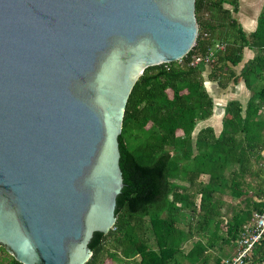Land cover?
<instances>
[{
  "label": "water",
  "instance_id": "obj_1",
  "mask_svg": "<svg viewBox=\"0 0 264 264\" xmlns=\"http://www.w3.org/2000/svg\"><path fill=\"white\" fill-rule=\"evenodd\" d=\"M196 0H0V244L85 264L139 179L119 136L148 66L182 59Z\"/></svg>",
  "mask_w": 264,
  "mask_h": 264
},
{
  "label": "trees",
  "instance_id": "obj_2",
  "mask_svg": "<svg viewBox=\"0 0 264 264\" xmlns=\"http://www.w3.org/2000/svg\"><path fill=\"white\" fill-rule=\"evenodd\" d=\"M239 2L196 0L193 47L181 60L146 67L135 82L119 136L137 188L117 195L116 221L92 242L85 264H223L225 248L262 208L264 5L246 32L233 16ZM216 42L225 48L209 66L189 65ZM246 47L254 56L236 75ZM206 78L222 88L242 79L250 91L245 106L227 101L219 133L212 126L194 133L214 111ZM0 264L23 263L0 244ZM245 264H264V235Z\"/></svg>",
  "mask_w": 264,
  "mask_h": 264
},
{
  "label": "crops",
  "instance_id": "obj_3",
  "mask_svg": "<svg viewBox=\"0 0 264 264\" xmlns=\"http://www.w3.org/2000/svg\"><path fill=\"white\" fill-rule=\"evenodd\" d=\"M239 3V10L237 13H235L236 15L234 17L246 32H251L256 27L257 16L264 5V0H260L259 2L257 0H249L248 6L244 4L243 0H240ZM242 55L243 57L241 62L232 69L236 75L241 72L244 63L254 56V52L253 50L246 47L243 49ZM205 86L213 98L214 111L209 118L198 122L197 125H199V127H196L194 133L206 126H212L215 132L219 133L222 126L221 120L227 101L231 99L238 100L243 106H245L250 96V91L246 88L242 79H239L237 83L231 81L225 88H222L219 86L217 81L206 78Z\"/></svg>",
  "mask_w": 264,
  "mask_h": 264
},
{
  "label": "built area",
  "instance_id": "obj_4",
  "mask_svg": "<svg viewBox=\"0 0 264 264\" xmlns=\"http://www.w3.org/2000/svg\"><path fill=\"white\" fill-rule=\"evenodd\" d=\"M224 48V43L216 42L206 53L191 56V58L188 60V63L190 66H195L198 64L209 66L215 60V52L223 50ZM263 235L264 203L262 208L253 212L251 219L242 226L240 235L235 242L234 254L230 257L224 258L222 263L245 264L246 258L250 255L253 247L261 240Z\"/></svg>",
  "mask_w": 264,
  "mask_h": 264
},
{
  "label": "rangeland",
  "instance_id": "obj_5",
  "mask_svg": "<svg viewBox=\"0 0 264 264\" xmlns=\"http://www.w3.org/2000/svg\"><path fill=\"white\" fill-rule=\"evenodd\" d=\"M244 1V4L246 5V6H248V2H249V0H243ZM258 2L260 1V0H257ZM226 7H228L229 5H225ZM258 6H259V3H258ZM236 14H233V16H235ZM197 128L199 127V125H197L196 126ZM203 179H205V177H203ZM225 251L226 252H229L230 253V256H232L233 254H234V251H235V243H234V245H230V246H228V247H226L225 248ZM229 256V257H230ZM228 257V256H227Z\"/></svg>",
  "mask_w": 264,
  "mask_h": 264
}]
</instances>
